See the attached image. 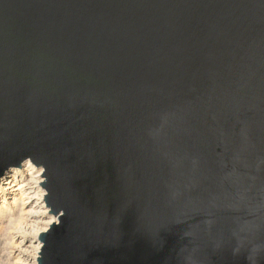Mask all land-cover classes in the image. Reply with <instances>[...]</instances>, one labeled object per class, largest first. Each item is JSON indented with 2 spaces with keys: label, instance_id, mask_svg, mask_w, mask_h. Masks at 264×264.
I'll return each instance as SVG.
<instances>
[{
  "label": "water",
  "instance_id": "obj_1",
  "mask_svg": "<svg viewBox=\"0 0 264 264\" xmlns=\"http://www.w3.org/2000/svg\"><path fill=\"white\" fill-rule=\"evenodd\" d=\"M26 160L37 264H264V0H0V181Z\"/></svg>",
  "mask_w": 264,
  "mask_h": 264
},
{
  "label": "bare ground",
  "instance_id": "obj_2",
  "mask_svg": "<svg viewBox=\"0 0 264 264\" xmlns=\"http://www.w3.org/2000/svg\"><path fill=\"white\" fill-rule=\"evenodd\" d=\"M42 172L26 160L0 182V264H37L39 233L57 222L44 203Z\"/></svg>",
  "mask_w": 264,
  "mask_h": 264
},
{
  "label": "rangeland",
  "instance_id": "obj_3",
  "mask_svg": "<svg viewBox=\"0 0 264 264\" xmlns=\"http://www.w3.org/2000/svg\"><path fill=\"white\" fill-rule=\"evenodd\" d=\"M1 182V181H0Z\"/></svg>",
  "mask_w": 264,
  "mask_h": 264
}]
</instances>
